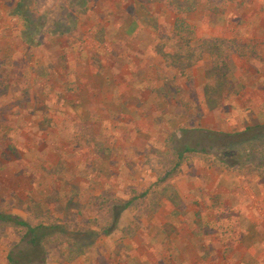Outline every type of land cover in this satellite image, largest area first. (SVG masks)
Listing matches in <instances>:
<instances>
[{
	"label": "rangeland",
	"instance_id": "obj_1",
	"mask_svg": "<svg viewBox=\"0 0 264 264\" xmlns=\"http://www.w3.org/2000/svg\"><path fill=\"white\" fill-rule=\"evenodd\" d=\"M20 1L0 0V211L67 230L24 264H264L239 243L248 216L227 206L250 178L240 188L217 178L231 169L220 154L232 139L204 138L208 153L182 160L174 149L201 136L176 114L201 117L220 66L264 67V0H24L37 30L13 13ZM140 9L149 30L170 12L190 19L170 35L163 20L161 35L125 34ZM257 144L236 148L234 170L264 175L246 162L261 159ZM201 171L207 179H185ZM23 234L0 222V264L26 249Z\"/></svg>",
	"mask_w": 264,
	"mask_h": 264
},
{
	"label": "crops",
	"instance_id": "obj_2",
	"mask_svg": "<svg viewBox=\"0 0 264 264\" xmlns=\"http://www.w3.org/2000/svg\"><path fill=\"white\" fill-rule=\"evenodd\" d=\"M143 9L138 10L136 16H128L121 23V30L127 35H134L136 32L145 33L147 36L155 37L157 34L161 35V30L159 26L163 22H167L171 28L166 32L165 35H170L173 33L175 24L180 22L189 21L190 16L184 14H176L170 12L167 15H164L163 19L160 16L157 21L158 28L154 30H149L146 28L145 21L143 20ZM156 26V24H155ZM119 27V29H120ZM218 30V28H217ZM217 30H212L216 32ZM219 32V30L217 31ZM153 39L148 41V43L143 44L144 47L151 48V42ZM143 47V48H144ZM244 61H247V57L243 56ZM236 61L235 56L231 58V64H234ZM233 61V62H232ZM243 73L236 74V72L229 71L228 75L221 77L220 74L216 76L218 82H214L216 86L210 88H204L203 99L200 104L201 117H198L197 121L194 123L193 111L188 114V111L180 112L176 114L177 116L184 117L185 121H188V116H191L192 119L188 122H184V127H187L193 133L198 135L204 134L207 131L213 132H223V133H233L236 131H243L249 126H256L264 123V67L255 68L254 66L243 67ZM214 76V75H213ZM207 76H205L206 78ZM224 81V88L221 86ZM160 91H156L154 94L158 104H161L164 101L166 94L161 93L159 98ZM207 97H205L206 95ZM144 99V96L141 97ZM197 108V107H196ZM195 108V109H196ZM157 110L158 107H157ZM200 116V115H199ZM190 117V118H191ZM202 167L198 163L197 168ZM240 169L241 165H237ZM196 168V169H197ZM235 166H231L230 170H224L220 174L217 173L218 181H222L225 186H231L240 188V186L246 180L248 176V186L246 188L247 193L243 192H234V195L237 196V204L233 206L234 200L227 199V206H232L233 209H237L241 214L247 215V226L244 228V232L239 238V243H241L251 254L253 258L252 261H260L261 257L264 256V252H261L259 248H264V175H260L257 171L253 173H241L238 169L234 170ZM257 168V167H256ZM259 168V167H258ZM211 174V173H209ZM208 172L204 171L198 173H189L185 179H200L206 178ZM216 177V174H215ZM227 179H233L234 181L228 183ZM235 182V183H234ZM189 190V188H186ZM246 197H249L248 200ZM171 206L174 204L171 203ZM218 206V205H217ZM220 206L217 207V209ZM223 221V218H220ZM243 219H239L241 223ZM223 223V222H222ZM235 225V224H234ZM151 230V229H150ZM155 235L161 233L158 230V226L154 227ZM153 231V232H154ZM148 233V232H147ZM151 232H149L150 234ZM153 236V238H154ZM135 256H129V260Z\"/></svg>",
	"mask_w": 264,
	"mask_h": 264
},
{
	"label": "trees",
	"instance_id": "obj_3",
	"mask_svg": "<svg viewBox=\"0 0 264 264\" xmlns=\"http://www.w3.org/2000/svg\"><path fill=\"white\" fill-rule=\"evenodd\" d=\"M24 6H25V1L24 0L20 1L17 4L13 13H17L20 17H23V19L27 23V28H30L31 30L35 28V30H37L36 23L31 22V18L29 17L28 10L24 9L23 8ZM183 23L184 22L178 21L175 24V28L177 31L180 28V26H183ZM185 25H187V23H185ZM71 30H72L71 26H67L63 32L65 31L69 32ZM51 32L53 31L51 30ZM27 39H28L27 41L31 40L32 44H35L33 40L34 39L33 36L30 35L28 36ZM191 40L192 38L188 37L185 38L183 41L185 45H188L190 44ZM219 71H220L219 72L220 76L224 77L228 75L229 68L226 64H224V66L219 67ZM243 135L245 136L248 135V136L244 139H236L237 138L236 136L241 137ZM204 138H208V139L214 138L215 140L220 139L222 142H224V144H228V140L230 142L229 138L232 139L231 142L228 144L229 147L227 148V150L220 154L221 156L220 161L226 163L229 166H237L241 164L239 160H234L233 158L234 151H236V148H238L240 144H242L246 140L251 145H255V143H259L257 144V147L256 146L254 147V150L261 153L262 156L261 159L254 160L252 158V154H250L248 155L246 162L257 168L264 167V123L252 127L249 126L243 131H236L233 133L207 131L206 133L201 134V136L193 143L187 142L181 147H178L176 145L174 146V149L177 153L179 160L184 159L186 153H192V152L208 153V149L201 146V141ZM222 145L223 144H221V146ZM125 207L127 206L125 205ZM121 210L118 209V212H116L115 210L116 213H114V215L115 214L116 215L113 217V222L109 227L104 228L103 230L104 234L109 235L116 228L119 215H121ZM0 222L10 223L16 227L21 228L24 231L21 240L26 243L27 247L26 249H20L17 253L10 252L7 256L8 262L10 264H24L25 259L30 263H39L45 252L44 239H46L49 236H52L56 232L65 233L67 231L63 226L59 224H45V223L32 224L26 219H24L22 216L12 212L0 211Z\"/></svg>",
	"mask_w": 264,
	"mask_h": 264
}]
</instances>
